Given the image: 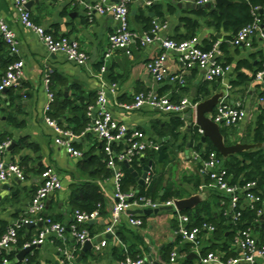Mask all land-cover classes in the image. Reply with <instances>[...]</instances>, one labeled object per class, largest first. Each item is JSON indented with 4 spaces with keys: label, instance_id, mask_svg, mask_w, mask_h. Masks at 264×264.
Returning a JSON list of instances; mask_svg holds the SVG:
<instances>
[{
    "label": "crops",
    "instance_id": "1",
    "mask_svg": "<svg viewBox=\"0 0 264 264\" xmlns=\"http://www.w3.org/2000/svg\"><path fill=\"white\" fill-rule=\"evenodd\" d=\"M98 1L33 0L34 4L29 9L33 22L46 29L49 34L56 38L69 37L79 41L89 57V63L81 67L63 55L50 54L39 37L21 25L14 0H0V16L16 34L20 48L18 56L11 55L0 34V83L10 64L6 68L3 65L10 58L25 63L24 75L20 82L8 89L6 93H0V142L4 137L9 136L12 137L10 140L15 148L23 140H27V143L37 147L35 150L30 146H25L21 149L17 148L18 153L8 151L5 155L6 162L19 165L26 172L27 177L24 182L13 177L0 187V237L28 217V208L34 193L42 183L41 174L49 169L59 175L63 189L50 197L42 217L48 215L57 222L70 226L73 223L75 213L71 210L73 187L84 183H93L98 186L104 197V214L99 213L97 220L91 225L94 226L97 240L112 222V209L115 205L114 196L116 193L113 175L111 174L109 178H92L93 172L81 171L78 168V163L83 159L72 158L64 148L55 144L56 133L46 123L45 108L48 105V94L44 81L47 76L52 78L56 75L68 81L67 87L57 86L56 88L57 93H61L62 98L67 99L76 98L75 91H78L72 89V85L78 87L79 92L83 93V97H88L92 93L98 95L102 80L108 83H116L119 86L117 97L119 103L132 102L136 94L151 91L160 92L165 87L167 91L163 94H170L173 100L185 98L193 100L197 88L205 83L202 71L185 68L178 61L176 55L169 53L167 59V66L170 70L169 76L163 84H158L147 70V64L164 52L159 42L146 47H131L130 55L122 49L113 51L109 38L117 29L114 17L110 14L100 15L89 11L87 8V6L97 4ZM152 1L153 5L162 7L163 17H157L156 13L151 11L150 8L153 5L149 7L142 1H133L129 5L130 26L133 31L147 32L145 24L139 18L142 16L150 17L153 19V27L154 23L166 27L160 32L163 39L184 41L182 39L187 36L188 32L182 18L188 16L200 24L201 28L195 37L200 38L202 44L212 40L213 37L217 39V43L224 42L227 33L223 29L217 31L214 28V23L210 24V18H202L192 13V11L197 10L215 11L217 8L215 10L207 8L208 4L199 6L198 2L202 0H178L176 4L161 0ZM172 7L175 8L174 11L171 9ZM217 35H220L219 39L216 37ZM108 54H110L109 58H107ZM220 60L222 63L232 65L235 73L238 64L242 61L253 64L254 69L258 63L261 62L262 67L264 64L263 53L258 44L252 50L229 45L227 52L222 51ZM103 68L106 70L104 74L101 73ZM241 72L246 73L252 81L248 87H234L232 96L234 100L241 101L250 117L235 128L231 139L237 142L245 136L249 127L255 126L260 113L258 100L261 96V87L256 80L258 72L245 67L242 68ZM174 78L176 80H173ZM113 111L116 120L120 123L125 124L130 129L143 132L149 140L165 144L164 138L160 137L154 127L158 126L160 129L170 124L174 118L173 115H166L149 108L125 112L115 104H113ZM61 123L68 126L66 120ZM180 133L181 137L176 143L171 137H166L171 140L172 145L174 143L173 149L182 146L177 156V164H182L181 169L178 167V173H200L201 161L200 159L197 160L196 155L202 150L204 151L207 145L203 146L198 139L194 140L193 136L196 137L194 130H189L185 123L180 129ZM78 139V142H75L77 144L76 149L81 151L83 155L88 152L92 156H104L101 144L92 132L86 130ZM199 146L200 148H198ZM167 153L169 154L168 158H170V153L168 151ZM24 160L27 164L22 166L21 163ZM201 186H204V183ZM201 186L195 189L193 185H184L191 192L189 199L195 201L193 207L188 210L195 211L197 208L208 204L215 217H218L226 208L228 209L226 211L229 212L226 196L210 189L201 190ZM142 219L144 222L142 228L131 227L126 216L122 219L118 231L125 232L126 239L122 242L127 250L135 246L141 252V257L147 261L146 264H183L189 260L190 255H196L198 258L189 261H194V264H201L193 245L184 241L176 233L177 214L175 211L163 212L154 216H142ZM39 225L42 224L39 223ZM38 226L33 229L24 227L20 229V238L24 242L22 246L18 243V246L8 254L10 260L15 264H28L29 259L32 260V264H62L63 257L58 249L59 244L57 242L53 244L51 241L28 254L23 262H19L17 257L24 250V246L38 237L41 231ZM252 230L257 237L261 238L264 234L260 226L253 227ZM133 233L136 237L132 236ZM179 238L182 242L175 245L173 250V252L179 253V259L176 263H171L173 252L166 257V249L175 244ZM213 239V234L206 232L199 237L200 254L204 248L210 246ZM108 241L109 245L101 252L95 253L92 250V252L86 253L83 258L81 257L83 247H80L73 240H70L69 244L71 248L77 249V262L80 264H121L118 257L114 255V249H117L115 251L118 252V256H122L125 249L112 237ZM186 244H190V250L183 253ZM80 258L82 259L81 262H79ZM150 258H152V262L149 261ZM259 264H264V260L260 261Z\"/></svg>",
    "mask_w": 264,
    "mask_h": 264
},
{
    "label": "built area",
    "instance_id": "2",
    "mask_svg": "<svg viewBox=\"0 0 264 264\" xmlns=\"http://www.w3.org/2000/svg\"><path fill=\"white\" fill-rule=\"evenodd\" d=\"M33 0H14L15 7L19 13V21L23 27L33 31L45 45L48 52L52 55H63L69 61L78 66H86L89 63V57L83 50L78 40L69 37L56 38L49 34L46 29L37 26L32 20V14L28 9V4ZM64 1V0H60ZM133 1H142L146 6H152V0H99L93 6H87L89 11L99 13L100 15H112L117 24L116 32L109 38L111 49L126 50L131 54V47H146L155 42L161 43L164 52L156 57L152 62L147 64V70L158 84H163L169 76V67L167 59L169 53L178 57V61L187 69H198L203 72L204 80L207 83H220V89L217 93H223L222 99L216 106L212 114L207 116L221 130L239 127L246 122L250 114L246 110L241 101L234 100L232 93L234 86L232 81L236 80V73L232 65L222 63L220 57L222 50L220 43H216L211 50H205L203 44L198 37H193L184 41H173L163 39L160 35L161 30L166 27L154 23V27L149 32L138 33L133 31L130 26V9L129 5ZM170 3H177L178 0H161ZM214 3V0H202L198 2L199 6ZM253 21L242 28L230 41L233 47H241L245 49H255V45L260 46L264 59V7H256L252 11ZM0 34L6 43L11 55L18 56L20 53L19 41L16 34L10 29L5 20L0 16ZM110 54L107 55V58ZM264 61V60H263ZM25 63L16 60L11 63L0 83V93L11 89L17 85L24 75ZM106 72L105 68L101 73ZM177 78V77H176ZM174 78L173 80H176ZM256 80L261 87V96L259 97L260 107L264 108V64L263 69L256 75ZM183 83V81H182ZM45 88L48 94V105L45 108L46 123L56 133L55 144L66 150L67 154L75 159H83V153L77 150L73 143L79 137L72 131L66 130L60 124L49 117L52 109V103L55 100L53 93L50 91L51 78L47 76L44 81ZM215 93V94H217ZM119 95V86L116 83H108L102 80L101 88L98 92L97 99L94 104L87 109V117L89 119L88 132H92L101 144L104 153V162L107 168L111 171L116 193L115 205L112 209V222L105 228L102 234V241L98 242L97 237H93L87 228H81L89 224L91 221L97 220L99 211L93 213H74V220L70 226L64 225L52 219L51 217H42L48 200L52 195L63 189L62 181L57 173L53 170H45L41 174L42 183L36 189L28 208V217L21 220L15 227L9 229L0 237V264H15L8 254L18 246L19 230L24 224H34L38 226L41 223V231L38 237L24 246L25 248L33 245L42 246L47 242L59 244L58 249L62 254V264H80L77 262V249L70 247V240H73L80 247H83L87 242L93 245L95 253L101 252L109 245L108 237H112L123 246L126 254L128 250L117 235L118 228L123 217L128 218L129 225L133 228H142L144 222L141 214H131L132 211L145 210H160L163 207H172L177 214V229L176 233L184 241L191 243L193 248L199 255L201 264H259L264 260V243L261 238L257 237L252 229L240 231L234 241V249L239 254L237 257L224 260L223 254L208 253L206 256L200 254L199 237L203 233L213 234L216 229L212 225L204 224L202 228H190L191 220L188 216L182 215L176 208L175 201L161 202L153 200L150 197L140 195V188L149 185L153 172V162L149 164L143 163L144 167H149L147 178L143 186L139 189L125 193L122 191L123 172L121 164L129 165V168L134 170L132 164L136 160H142L148 153L158 152L163 144L154 140H149L146 135L135 129H130L125 124L116 120L113 111V104L120 107L125 112L140 111L144 108H149L166 115H174L181 118L185 126L189 130H194L195 136L203 146L207 145L202 142L204 131L197 126L196 113L201 102H195L190 98L181 100H173L170 94H161L157 91L142 92L136 94L132 102L119 103L117 97ZM188 111L192 112V126L189 128L187 119L189 118ZM242 143V142H237ZM12 141L0 142V187L9 179L15 177L18 180L26 181V172L15 163H8L5 160V155L9 151ZM205 154V157L203 155ZM197 160L200 159L201 167L200 174L208 178V184L201 186L202 189H210L227 197L229 203V212L236 222L242 215V210L245 208L254 209V205L264 203L262 198L255 194L259 183L252 182L244 186L232 183V176L229 174L225 166L227 159L223 158L218 151H204L196 155ZM135 171V170H134ZM136 172V171H135ZM137 173V172H136ZM138 174V173H137ZM139 175V174H138ZM142 175H139L141 177ZM101 206H99L100 208ZM264 219V210L258 211V220ZM70 237V238H69ZM179 259V253L173 252L171 263H176ZM143 258L132 259L127 257L121 264H146ZM28 263V261H27Z\"/></svg>",
    "mask_w": 264,
    "mask_h": 264
},
{
    "label": "trees",
    "instance_id": "3",
    "mask_svg": "<svg viewBox=\"0 0 264 264\" xmlns=\"http://www.w3.org/2000/svg\"><path fill=\"white\" fill-rule=\"evenodd\" d=\"M256 7H264V0H232L231 5L227 7H217L215 11L197 10L192 11V13L202 18H210V24L212 25L214 23V28L217 31H221L223 29L224 32L227 33L224 42H222L220 45V49L227 52L230 41H232L234 36L242 28L249 25L253 21L252 11ZM150 9L156 13L157 17H163L162 7L160 5H153ZM171 9L173 11L175 10L174 7ZM139 19L145 24L147 32L152 30V18L142 16ZM182 22L185 24L188 32L187 36H185L182 40H188L195 37L201 28L198 21L193 20L188 16L183 17ZM217 42V39L213 37L212 40L204 42L203 48L205 50H211ZM16 60L17 59L15 58H10L9 61L3 66L6 68L9 64L15 62ZM243 67L249 70H254L256 73L263 69L261 62L258 63L256 69H254L255 66L253 64L244 61L240 62L236 68L237 80L232 81V85L234 87H248L250 81H252V79L246 73L241 72ZM68 85L69 84L66 79L56 75L51 78L50 91L53 93L55 100L52 103V109L49 113V117L53 120H56L57 122L66 120L68 126L64 125L63 123H61L60 126L66 130L72 131L76 136L79 137L86 132L89 126L90 121L87 117V109L90 105L95 103L97 99V93H92L88 97H83L84 95L83 93L79 92L78 87L76 85H72V89L79 92L78 93L75 91L76 98H62L61 93L58 94L56 88L57 86L67 87ZM220 88V83H202L197 88L196 96L193 100L195 102L205 101L218 92ZM166 91L167 88L165 87L160 90V93L163 94L166 93ZM259 111L260 113L256 120L255 126L253 128L249 127V130L245 136L239 140L240 142L244 144L264 145V108L260 107ZM21 126L23 125L21 124ZM183 126L184 122L181 120V118L174 116L170 124L160 129H158V126H155L154 128L160 137L164 139L166 137H171V139L176 143L181 137L180 129ZM234 130L235 128L222 130V134L225 137L228 146L237 143V141H233L231 139V136L234 134ZM11 138L12 137L6 136L1 140V142L11 141ZM193 138L194 140L198 139L194 136ZM165 144L171 157L165 159L162 168H160L159 164L157 163L158 155L156 153H148L143 159V162L142 160H136L132 164L133 169L139 175H142L143 163L149 164L151 161L153 162V172L151 175L150 184L140 188V195L150 197L155 201L159 200L164 203L173 200L189 199L191 197V192L188 191L184 185H193L195 189H198L203 183L208 184L209 180L208 178L201 176L199 172L194 174H188L187 172L178 173L177 156L179 149L181 150L182 146L181 148L178 147L173 149L174 143L172 145L171 140L167 141ZM25 146H30L35 150L37 149V147L33 144L27 143V140H23L17 145L16 148L14 146L12 151L14 153H18L19 151L17 148L21 149ZM73 146L76 148L77 144L74 142ZM198 148H200V146ZM206 151L210 152L217 150L209 141H207ZM203 157H205V154ZM26 164V160L21 163L22 166H25ZM120 166L123 172L121 185L122 191L129 193L130 191L139 189L138 180L133 175L130 168L125 164H121ZM225 166L228 169L229 174L232 176L233 184L244 186L252 182H261L254 192L264 201V147L245 152L238 156H232L226 160ZM78 168L81 171L93 172L92 178L94 179L109 178L112 174L104 162V156L96 157L92 156L91 153L88 152L83 155V160L78 163ZM100 205L102 208H99ZM71 210L73 212L79 211L81 213L88 214L99 211L101 215L104 214V197L101 194L98 186L93 183H84L78 186L75 185L72 189ZM226 210L228 209L226 208ZM226 210L220 213L218 217H215L211 207L208 204H205L203 207H199L195 211L184 210L181 212L182 215H186L190 218V228H202L204 224L215 227L216 231L213 233V241H211L209 247H206L202 250V254L204 256H206L208 253L214 252L223 254L224 260L237 257L239 253L235 251V249L232 247V244L234 243L238 232L260 226L262 227V231L264 233V219L257 223L258 211L264 210V203L254 205V209H250L249 207L243 209L241 211L242 215L240 219L236 222ZM81 228H87L91 235L95 237L94 226L87 224ZM117 235L121 241L126 239L124 231H117ZM23 242L24 241H22L20 238L19 230V244L22 246ZM181 242L182 240L179 238L175 244H172L171 247H168L166 249V257L170 256L175 245L180 244ZM261 242L264 243V234L261 237ZM115 250L117 249H114V255L118 257L119 261L121 262L125 261L128 256L135 260L142 258L141 252L138 251L135 246L128 249L127 254L124 252L122 256H118V252ZM189 250L190 244H186L183 253L188 252ZM28 264H32L31 259H29ZM183 264H194V261L187 260Z\"/></svg>",
    "mask_w": 264,
    "mask_h": 264
},
{
    "label": "water",
    "instance_id": "4",
    "mask_svg": "<svg viewBox=\"0 0 264 264\" xmlns=\"http://www.w3.org/2000/svg\"><path fill=\"white\" fill-rule=\"evenodd\" d=\"M115 2H118V0H114ZM34 4V2H30L28 4V9L31 8V6ZM232 4V0H214V3H210L208 4L206 7L215 10L217 7H227L229 5ZM218 39L220 38V35L216 36ZM8 90L4 91L3 93H6ZM193 96H195V93H193ZM223 97V93H217L214 94L211 98L203 101L202 103L199 104L198 108H197V113H196V123L197 126L199 128H201L204 131V135L202 138V142L206 143L207 141H209L213 147L218 151V153L225 159H229L232 156H238L240 154H243L245 152L254 150V149H258V148H262L264 147L263 144H244V143H236L234 145L228 146L226 143V139L222 134V130L220 128V126H218L217 124H215L207 115L208 114H212L216 108V106L219 104V101L222 99ZM189 114V118L187 119V122L189 124V128L192 126V115L193 113L188 111ZM62 121H59L58 123L61 124ZM79 139H76L75 142H78ZM167 141H169V138H165L164 139V143H166ZM14 148V145L12 144L11 147L9 148V151L11 152ZM158 163L160 168L163 167V162L165 159H167L169 157V154L167 153V147L165 146V144L162 145V147L160 148L159 152H158ZM129 167V165H127ZM131 172L133 173V175L137 178L139 186H143L144 185V181L147 178V172L149 171V167H144V174L139 177V175L132 169H130ZM259 184H261V182H259ZM194 200L193 199H185V200H177L175 201V205L176 208L182 212L184 210H188L191 209L193 207L194 204ZM173 208L172 207H163L160 210H155V211H151V210H145V211H132L130 212L131 214H141L144 216H154V215H158L161 214L163 212H172ZM48 215H46L45 217H47ZM21 224V223H19ZM94 221H91L89 223V225H93ZM24 228L27 229H33L36 226L34 224H24L23 225ZM38 227L41 228V225H39ZM110 238V237H108ZM102 241V237H99L98 242ZM40 246H36L33 245L31 247L25 248L23 251H21V253L19 254V256L17 257L19 262H23V260L25 259V257L32 253L34 250H36L37 248H39ZM93 250V245L91 242H87L82 249V255L81 257L83 258V256L86 253H90ZM198 257L196 255H190L188 257L189 260H194L197 259ZM81 258L79 259V262H81ZM150 262H152V258L149 259ZM154 264H158V263H154Z\"/></svg>",
    "mask_w": 264,
    "mask_h": 264
},
{
    "label": "rangeland",
    "instance_id": "5",
    "mask_svg": "<svg viewBox=\"0 0 264 264\" xmlns=\"http://www.w3.org/2000/svg\"><path fill=\"white\" fill-rule=\"evenodd\" d=\"M148 133H150V130H148ZM178 167L181 169V168H182V164H180V165L178 164ZM132 236H133V237H136L134 233L132 234ZM137 236H138V235H137ZM139 237H140V236H139ZM137 238H138V237H137Z\"/></svg>",
    "mask_w": 264,
    "mask_h": 264
}]
</instances>
